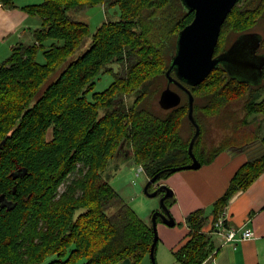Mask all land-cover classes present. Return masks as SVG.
Listing matches in <instances>:
<instances>
[{
	"label": "trees",
	"instance_id": "16d2710c",
	"mask_svg": "<svg viewBox=\"0 0 264 264\" xmlns=\"http://www.w3.org/2000/svg\"><path fill=\"white\" fill-rule=\"evenodd\" d=\"M100 3L118 4L122 13L103 21L78 52L90 29L75 13ZM25 8L42 25L32 42L17 43L0 63V195L6 196L0 203V264H137L154 241L152 221L137 213L103 171L122 142L148 181L156 176L150 191L173 167L192 162L189 95L172 83L182 102L165 114L156 108L178 33L194 12L181 0H43ZM257 24L264 25V0H238L222 25L216 53L229 46L227 30L236 38ZM107 68L113 81L90 98L95 78ZM185 85L194 95L201 131L193 151L202 164L224 150L262 143L238 167L209 215L204 208L186 215L189 235L174 254L183 264H201L215 248L206 224L214 225L230 197L264 172V133L248 119L264 112V72L259 83H250L220 64L198 85ZM241 100L242 117L232 107ZM212 123L232 126L217 145L204 139ZM72 173L78 175L69 181ZM62 184L64 195L56 199ZM174 201V193L165 200L168 207Z\"/></svg>",
	"mask_w": 264,
	"mask_h": 264
},
{
	"label": "crops",
	"instance_id": "0c3cea01",
	"mask_svg": "<svg viewBox=\"0 0 264 264\" xmlns=\"http://www.w3.org/2000/svg\"><path fill=\"white\" fill-rule=\"evenodd\" d=\"M34 3L39 2L38 0H14L13 4L0 2V63L10 55L17 43L34 40L33 31L39 27L37 25L42 18L25 8ZM247 159L244 150L236 153L224 150L211 162L201 164L199 168L178 170L158 182L172 188L175 196L170 213L176 223L167 224L170 229L164 225L161 230L159 228L166 246L172 250L174 257V250L189 235L190 228L185 221L186 215L197 208H204L205 211L207 208L213 209L214 201L224 193L238 167ZM221 215L229 226L237 229L252 228L254 236L244 240L224 241L217 233L209 232L215 248L201 264H264V172L247 188L237 190L230 197ZM159 220L161 219L158 218V222ZM210 226L211 223H207L205 230L209 231ZM158 238L160 240L159 233ZM175 260L178 262L176 257Z\"/></svg>",
	"mask_w": 264,
	"mask_h": 264
},
{
	"label": "water",
	"instance_id": "95a60500",
	"mask_svg": "<svg viewBox=\"0 0 264 264\" xmlns=\"http://www.w3.org/2000/svg\"><path fill=\"white\" fill-rule=\"evenodd\" d=\"M181 1L190 12H194V17L178 33L176 49L172 55L170 66L166 70L167 85L162 89L158 102L164 109L178 106L182 102V94L171 86L172 83L178 84L189 95L188 117L195 125V133L189 143V154L192 157V162L173 167V171L196 169L202 164L193 151L194 143L201 131L200 125L194 117V95L185 84L198 85L220 64L230 76L250 83H259L264 72V53L257 54V50L263 41L262 34L259 32L241 33L226 50L216 53L222 25L238 0ZM172 71H174L175 76L172 75ZM129 154L130 152L126 156ZM17 175V173L14 174L15 177ZM155 180L156 176L150 178L145 186V192L149 196L159 195L162 190L164 191L161 196L162 210L153 214L152 221L155 237L150 255L154 264L156 263L155 248L158 241L156 229L158 218L160 217L168 225L176 223L165 202L167 198L173 195V190L166 184H159L156 189L150 191L149 185ZM5 197L4 193L0 195L1 204H3Z\"/></svg>",
	"mask_w": 264,
	"mask_h": 264
},
{
	"label": "rangeland",
	"instance_id": "374dc122",
	"mask_svg": "<svg viewBox=\"0 0 264 264\" xmlns=\"http://www.w3.org/2000/svg\"><path fill=\"white\" fill-rule=\"evenodd\" d=\"M43 0H38V2H42ZM121 9L118 4L110 5L105 3L96 4L93 6H90L86 8L84 11L75 13L77 19L83 20L89 24L90 29V35L86 37V39L80 44L79 48L77 49L78 52L85 50L91 43L92 40V34L97 30V28L102 24L103 21L106 19H116L119 18L121 15ZM41 20L39 25L41 26ZM38 28V27H37ZM253 30L258 31L262 34L263 41H264V25L257 24L256 27H254ZM235 38V34L230 32L229 30L226 31V46H228ZM262 41V42H263ZM32 42V41H31ZM30 43V42H27ZM261 53H264V44L260 49ZM39 59L44 60L43 56L39 54ZM113 66L114 70L118 68V64L114 63L111 64ZM51 73L48 78L41 84L40 89H43L47 82L54 78L56 72ZM111 68H107L104 71H101L100 75L95 78V83L93 89L91 90L89 97L91 98V93L95 91H101L105 89L107 86L110 85V83L113 81V74H111ZM163 85H167L164 79ZM165 86L163 88H165ZM172 86V85H171ZM172 88L178 90L174 86ZM39 89V91H40ZM38 91V92H39ZM131 99V98H129ZM156 104V99H155ZM244 102L237 101L232 103L233 111H237L239 113V116H244L245 109H244ZM156 110L162 111L163 114H165L167 109H164L160 106L156 108ZM101 111V110H100ZM103 113V110L101 114ZM248 119L253 122L252 127L255 125L258 126V124H261L260 134L264 133V112L253 114L248 116ZM212 125V126H211ZM209 126V130L205 132L204 139L211 144L213 140V144L217 145L219 142L225 138L227 135H230L232 133L231 130V124L228 123L225 127H219L215 123H212ZM187 128V122L183 124V128ZM256 129V128H255ZM184 134H187V129H185ZM123 143V142H122ZM119 144V148L116 151V154L111 158V161L106 166L103 174L105 178H110L111 184L120 192L122 197L137 211V213L144 218L147 222L153 221V214L156 211H161V196L162 195H155V196H149L145 192V186L148 182V176L146 172L141 169V165L138 164L134 158L131 157V148L126 145V148L128 151H130V155L126 157V154L121 150V145ZM125 144V143H124ZM262 143L258 140L254 144H250L247 148V151H244L246 153L247 157L251 158L255 154H257L255 151L261 150ZM231 153H236L233 151H230ZM78 171V169L76 170ZM176 172V171H175ZM79 173V172H78ZM77 173H72L70 175L69 181L73 179ZM159 185V183H158ZM168 186V185H167ZM66 187H64V184H62L58 191L56 192V199H60L63 197V193L65 192ZM172 189V188H171ZM173 196V195H172ZM170 209V207H169ZM212 208L206 209V214L209 215L211 213ZM171 211V209H170ZM160 218V217H159ZM161 219V218H160ZM156 229L157 233H159L160 240L158 241V245L155 252V264H182L181 262H177L175 260V257L173 255L172 250L166 246L163 236H161L162 233H160L162 225L166 226L167 229H170V227L161 219L159 222L157 221ZM160 228V230H159ZM52 257V256H50ZM48 260V259H46ZM137 264H154L152 261L150 252L146 253L143 258L137 263Z\"/></svg>",
	"mask_w": 264,
	"mask_h": 264
},
{
	"label": "built area",
	"instance_id": "2783aa9c",
	"mask_svg": "<svg viewBox=\"0 0 264 264\" xmlns=\"http://www.w3.org/2000/svg\"><path fill=\"white\" fill-rule=\"evenodd\" d=\"M141 169H143L141 167ZM211 228L208 232H215L220 235L222 240H244L254 236L252 228L237 229L234 226H229L223 215L214 221V225L211 222Z\"/></svg>",
	"mask_w": 264,
	"mask_h": 264
},
{
	"label": "flooded vegetation",
	"instance_id": "af4514ba",
	"mask_svg": "<svg viewBox=\"0 0 264 264\" xmlns=\"http://www.w3.org/2000/svg\"><path fill=\"white\" fill-rule=\"evenodd\" d=\"M245 32H258V31H256V30H249V31H245ZM244 33V32H243ZM235 39V38H234ZM234 41V40H233ZM232 41V42H233ZM231 42V43H232ZM230 43V44H231ZM263 43V42H262ZM230 44H229V46H230ZM228 46V47H229ZM261 47H262V44H261ZM261 47L260 48H258V50H257V54H262L261 52H260V49H261ZM223 50H226V47L223 49ZM121 150L125 153V154H127L128 153V150H127V148H126V144H123L122 145V147H121Z\"/></svg>",
	"mask_w": 264,
	"mask_h": 264
},
{
	"label": "bare ground",
	"instance_id": "6f19581e",
	"mask_svg": "<svg viewBox=\"0 0 264 264\" xmlns=\"http://www.w3.org/2000/svg\"><path fill=\"white\" fill-rule=\"evenodd\" d=\"M73 39V38H72ZM74 42V41H73ZM78 44V43H77ZM30 158V157H29ZM28 189V188H27Z\"/></svg>",
	"mask_w": 264,
	"mask_h": 264
}]
</instances>
